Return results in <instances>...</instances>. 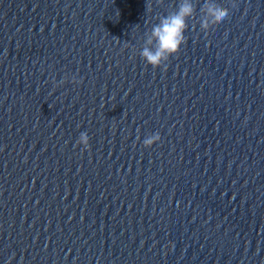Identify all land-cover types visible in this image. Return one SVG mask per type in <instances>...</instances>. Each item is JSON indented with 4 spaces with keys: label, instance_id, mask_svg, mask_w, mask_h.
Instances as JSON below:
<instances>
[{
    "label": "clouds",
    "instance_id": "9594fccd",
    "mask_svg": "<svg viewBox=\"0 0 264 264\" xmlns=\"http://www.w3.org/2000/svg\"><path fill=\"white\" fill-rule=\"evenodd\" d=\"M159 4H163V0H157ZM235 7V4L232 5ZM200 30L207 35L211 29L222 24L229 17L230 11L228 7L222 6L216 0H204L200 7ZM196 17V4L194 0H179L177 7L168 12L166 15L158 17V23L154 24L149 32L145 33L146 39L140 51L141 58L153 69L162 68L167 70V62L170 57L179 54L182 45L186 43L185 31L188 29V21ZM194 27V26H193ZM72 83L79 84L82 81L77 80L75 76ZM61 80L60 83H64ZM55 83V82H54ZM139 139V137H137ZM161 140L159 132L148 135L143 140L145 148L152 147ZM90 137L87 132H81L77 139V145L82 146V151L90 149ZM11 257L9 258V264Z\"/></svg>",
    "mask_w": 264,
    "mask_h": 264
}]
</instances>
